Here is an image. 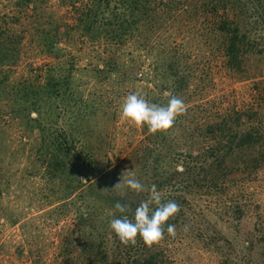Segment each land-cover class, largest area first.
I'll return each mask as SVG.
<instances>
[{"label": "rangeland", "instance_id": "rangeland-1", "mask_svg": "<svg viewBox=\"0 0 264 264\" xmlns=\"http://www.w3.org/2000/svg\"><path fill=\"white\" fill-rule=\"evenodd\" d=\"M254 1L264 13V0ZM151 2L156 12L145 14L132 33L111 39L105 29L96 37L95 29L83 27L80 18L92 7L90 0H0V58L6 56L0 67L6 80L0 90V264H87L83 248L93 239L101 244L102 257L116 261L114 231L81 225L86 202L78 192L67 195L66 176L48 173L39 129L30 130L26 117L16 112L20 82L57 60L72 66V108L89 115L87 125L76 123L74 133L67 126L77 149L93 163L107 165L106 173L119 167L118 174L108 176L110 187H100L103 199L120 195L112 186L119 175L134 172L137 179L141 170L135 158L145 151L165 147L166 155L180 153L183 160L176 165L184 166L187 156L203 159L209 147H217L233 158L228 166L240 171L204 194L188 195L205 234L183 228L163 245L173 264H264V168L253 173L244 162L259 152L253 144L231 152L227 146L235 133L257 130L264 149V19L253 0ZM151 14H156L154 28ZM224 22L246 35L239 64L228 62ZM111 51L118 67L139 61L142 72L124 81L119 68L111 73L112 64L105 62ZM168 62L179 64L177 74L164 71ZM135 92L159 105L173 92L187 105V114L167 134L138 129L120 117L124 98ZM219 122L225 132L216 144L210 127ZM64 123L61 119L58 126ZM147 174L150 180L157 177L152 167ZM80 176L87 181L85 171ZM108 213L113 216L114 210Z\"/></svg>", "mask_w": 264, "mask_h": 264}, {"label": "trees", "instance_id": "trees-1", "mask_svg": "<svg viewBox=\"0 0 264 264\" xmlns=\"http://www.w3.org/2000/svg\"><path fill=\"white\" fill-rule=\"evenodd\" d=\"M90 3L92 7L88 10H83V16L80 18L81 23L83 22V27L93 31L95 29L96 37L102 36V30L105 29L106 37L111 39H121L132 33L133 30L138 28L139 20L147 19L145 14H149L156 9L152 5L151 0H90ZM253 8L264 19V13L254 0ZM154 19H156V14H151L150 21L153 20L151 28L155 26ZM222 24H224L222 28L226 35L228 62L230 64H239L238 56L244 48L243 39L246 38V35L240 33L238 27L230 28L225 22ZM50 41L49 52L53 53L56 50L54 36L51 35ZM5 58L6 56L4 55L2 59L0 58V67ZM116 60V55L111 51L110 56L105 60L106 66L108 67L112 64L111 73L117 71L118 69L116 68H119L118 72H122L123 81L136 76L138 72H142V70L140 71L141 64L139 61L118 67L117 63H115ZM178 65V63L168 62L164 71L174 70L173 74H177ZM71 68L72 66L69 67L60 60L55 63H47L46 66L44 64L28 77H24L20 82L18 87L20 91L17 89L14 91V104L17 105L16 112L26 117L27 127L30 130L38 128L41 133V143L46 148L47 153L48 173L52 176H66L70 181L67 185V195L78 192V198L84 203L86 202L82 207L83 211L79 214L81 225L95 227L96 231L104 229V233H107L110 221L121 216L115 209L117 202L130 207L127 215L132 218L136 207L142 201L148 199L152 185H156L157 190L162 195L163 202L174 201L180 205L179 214L168 221V223L175 225L176 233L182 231L187 225V230L190 233L205 234L206 227H204L203 221L197 217L188 195L204 194L207 190L206 188H214L228 180H232L227 179L228 174L240 170L228 166V161H233V158H230L231 155L228 153L221 154L217 147H209L210 149L202 157L203 159L191 155L187 156L188 159L183 166L185 170L180 172L177 171L176 164L183 160L181 159L182 155L180 153L166 155L163 152L165 147H161V149L155 147V149L149 152L145 151L142 155H138L135 158V164L141 170V174L137 175V180L148 191L137 194L122 184L121 187L116 188V190L120 191V195L112 196L110 194L111 196L106 195L107 198L103 199L100 187H106V189L110 187L108 176L118 174V166L106 173L107 165L101 167L100 163H93L94 161L87 159L84 153L77 149L76 139L74 136L71 137L68 131L67 126L74 133L79 128L76 123L82 125L86 123L85 125H87V122H89L86 118V116H89L88 113H82L81 110L72 108ZM98 72L100 74L105 72V70L98 69ZM181 78L178 79L179 86L180 82L184 80V78ZM5 81V79L0 78V90H2V85ZM172 95L173 92L168 96L163 95L160 102H162L163 98L168 100ZM32 111L36 113V117L31 116ZM61 119L65 120V123L62 127H59L58 124ZM223 125L222 122H219L210 127V134H212L210 139L215 135L214 142H217L216 144L222 143V140L218 139V137L225 132ZM232 136L227 141L228 151H234L235 146L242 148L253 144V149L258 150L259 153L253 155L252 162L246 161L247 159L244 162L253 166V173L264 168V149L262 150L259 144L260 133L257 130L255 133L248 130L243 135L235 133ZM167 142L169 141L167 140ZM151 167L155 175H157L155 180H150L147 174V172L151 171ZM84 171L88 174L87 181H84L80 176ZM236 175H239V173H236ZM128 176L119 175V179L116 182L112 181V186H115ZM121 191L123 192L121 193ZM91 192L96 194L95 197H92L94 202L90 200L92 194H89ZM108 192L112 191L108 190ZM152 207L154 208L155 205ZM111 209L114 210L113 216L108 213ZM84 211L86 215L82 214ZM254 234L255 230L253 231V236ZM260 234L262 235V233ZM114 238L117 244L114 250L116 261H109L107 255L102 257L101 244L96 239H93L88 244L90 245L89 249L83 248L82 256L84 261L87 264H173L163 245L170 238L167 232H165L164 241L160 245H154L151 248L146 246L139 237L135 246L123 245L115 233ZM213 238L214 236H211V241H213Z\"/></svg>", "mask_w": 264, "mask_h": 264}, {"label": "clouds", "instance_id": "clouds-1", "mask_svg": "<svg viewBox=\"0 0 264 264\" xmlns=\"http://www.w3.org/2000/svg\"><path fill=\"white\" fill-rule=\"evenodd\" d=\"M186 114L187 105L177 96L172 95L166 105H159L150 103L140 92H135L129 93L124 98L120 117L138 129L146 126L151 134H167L175 126L177 119ZM184 170L182 165L177 166V171L183 172ZM122 184L137 194L148 191L135 178L134 172L117 183L115 187L119 188ZM153 205H155L154 208ZM115 209L121 216L110 221V228L125 246H135L139 237L146 246L151 248L164 241L165 232L170 237L176 236L175 225L168 221L179 214L180 205L174 201L163 202L156 185H152L148 199L136 207L132 218L127 215L130 211L128 205L117 202ZM187 227L186 225L185 230Z\"/></svg>", "mask_w": 264, "mask_h": 264}]
</instances>
